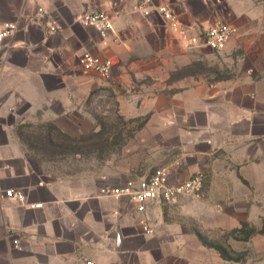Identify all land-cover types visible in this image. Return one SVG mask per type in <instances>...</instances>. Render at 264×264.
<instances>
[{
	"label": "crops",
	"instance_id": "obj_1",
	"mask_svg": "<svg viewBox=\"0 0 264 264\" xmlns=\"http://www.w3.org/2000/svg\"><path fill=\"white\" fill-rule=\"evenodd\" d=\"M141 2L0 0V30L16 25L0 44V264H240L217 254L206 263L201 241L185 229L184 220L175 219L188 206L151 203L139 214L126 199L99 190L139 181L160 167L168 168L173 181L202 172L215 180L228 178L234 164L244 169L250 145L244 87L216 82L208 90L168 86L159 94L149 92L145 108L124 112L147 116L137 143H129L127 156L126 151L116 156L112 167L94 175L49 173L25 144L61 141L53 129L69 138L90 131L85 104L91 88L106 81L83 71L78 58L84 52L119 61V68L151 76L153 83H168L161 74L170 64L169 38L184 51L198 49L186 48L182 36L168 30L154 10L158 5L168 7L190 33L193 27L229 21L236 34L225 48L264 38V0H150L147 15L138 8ZM39 7L45 11L42 21L36 20ZM93 11L111 17L113 28L105 37L79 22ZM49 25L57 32L49 33ZM128 78L120 73L108 82ZM191 130L194 142L188 143ZM9 189L21 191L24 202L7 200L3 193ZM30 204L42 206L30 209Z\"/></svg>",
	"mask_w": 264,
	"mask_h": 264
},
{
	"label": "rangeland",
	"instance_id": "obj_2",
	"mask_svg": "<svg viewBox=\"0 0 264 264\" xmlns=\"http://www.w3.org/2000/svg\"><path fill=\"white\" fill-rule=\"evenodd\" d=\"M169 39L170 64L161 74L168 76V83H153L151 76L130 74L127 68H119V61L111 60L114 62L110 76L103 80L106 85L91 88L85 104L90 131L75 138L78 139L75 143H27L28 151L49 173L94 175L112 167L116 156L120 158L125 151L127 156L129 148L125 146L129 143H137V133L147 116L124 112L134 106L145 108L149 92L159 94L162 89L167 91L168 86H183L186 91L194 86L208 90L216 82L230 83L235 89L244 87L249 99L250 143L244 155V158L248 155L243 161L245 168L241 170L234 164L232 176L217 180L211 173L202 172L205 179L202 198L181 199L177 204L188 209L184 214H176L179 217L175 219L184 220L185 229L201 241L207 251L205 255L203 252L206 263L210 262V254H217L234 263L258 264L264 260V38L255 37L252 41L248 38L238 47L228 46L221 51H184L173 38ZM139 54L147 53L139 51ZM156 58L160 60L163 56ZM120 73L128 80L108 82L111 76ZM201 122L207 125L205 120ZM190 135L188 143H193L194 131Z\"/></svg>",
	"mask_w": 264,
	"mask_h": 264
},
{
	"label": "built area",
	"instance_id": "obj_3",
	"mask_svg": "<svg viewBox=\"0 0 264 264\" xmlns=\"http://www.w3.org/2000/svg\"><path fill=\"white\" fill-rule=\"evenodd\" d=\"M150 0H142L138 8L143 15L149 13L148 6ZM154 10L166 22L168 30L178 33L182 36L185 47L189 49H209L213 51L224 50L228 42L235 36L236 28L230 24L218 23L206 29H198L193 27L190 33L189 28H184L176 20L172 11L164 6L158 5ZM45 18V11L39 7L36 11V20L42 21ZM79 22L84 27L95 29L101 37H105L108 32L112 31L113 24L108 13L103 11H93L84 13L80 16ZM16 31V25L9 23L0 30V44L11 37ZM49 33L57 32L54 25L48 26ZM189 32V33H188ZM78 63L83 71L94 73L102 79L110 76L113 62L110 59H103L84 52L78 58ZM204 176L196 173L187 179L181 181H173L167 167H160L153 171L148 177L136 182L128 183L121 187H111L104 185L100 188L99 193L102 196L120 200L126 199L134 210L139 214L147 211L148 205L151 203H161L166 205H176L180 199L187 198L199 200L203 195ZM3 196L14 203L22 204L25 196L21 191L13 189L6 190ZM41 204H30V209L39 208ZM148 234H153V230L147 226L144 227ZM15 246L18 240H13ZM83 264H98L93 261H86Z\"/></svg>",
	"mask_w": 264,
	"mask_h": 264
},
{
	"label": "trees",
	"instance_id": "obj_4",
	"mask_svg": "<svg viewBox=\"0 0 264 264\" xmlns=\"http://www.w3.org/2000/svg\"><path fill=\"white\" fill-rule=\"evenodd\" d=\"M53 130L56 132V135L58 136L57 138H58L59 140H61V142H64V140H66V141H68V142H70V143H75V142L78 141V139H75V138H69V137L63 135L62 133H60L59 131H56L55 129H53ZM25 144H26V146H28L27 143H25ZM50 144H51V143H50Z\"/></svg>",
	"mask_w": 264,
	"mask_h": 264
}]
</instances>
